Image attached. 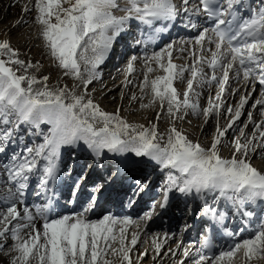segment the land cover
<instances>
[{"label": "snow or ice", "instance_id": "obj_1", "mask_svg": "<svg viewBox=\"0 0 264 264\" xmlns=\"http://www.w3.org/2000/svg\"><path fill=\"white\" fill-rule=\"evenodd\" d=\"M17 6L21 15L0 34V264H264V168L254 164L264 161V0H13L8 8ZM173 29L188 35L173 39ZM121 42L142 55L126 57L120 103L108 111L95 84L101 96L111 91L101 66ZM34 47L57 72L51 83L28 58ZM180 53L186 62L177 64ZM138 61L143 79L134 83ZM137 101L154 112L147 123L128 117ZM189 115L201 131L213 121L205 142L179 126ZM66 157L105 169L102 182L82 192L88 169L73 177ZM126 174L132 184L111 201L120 212L98 214L113 177ZM154 176L160 200L124 214L125 199L136 205ZM176 194L189 216L197 205L195 242L179 238L187 222L179 237L149 230Z\"/></svg>", "mask_w": 264, "mask_h": 264}, {"label": "bare ground", "instance_id": "obj_2", "mask_svg": "<svg viewBox=\"0 0 264 264\" xmlns=\"http://www.w3.org/2000/svg\"><path fill=\"white\" fill-rule=\"evenodd\" d=\"M12 2H13V0H0V30H1L0 34L3 33V31H4V29H5L7 24H10L14 19H16L18 16L21 15L19 6L14 7V8H8V5L10 3H12ZM6 9H7V18H6V12H5ZM26 18L30 19V16H26ZM114 50H115V48H114ZM27 55H28V58L33 60V62H35L36 60H40L41 63L44 64V68L41 69V74L51 73L50 83L56 79V76H57L56 70L54 68L50 67L48 62H47V60L42 57L41 49L39 47H34L33 50L31 52H29ZM176 55L177 54L174 53V56H176ZM178 55L181 58L176 59L175 62L177 64H181L183 62L185 63L186 61L183 60L182 57L185 56L186 53H180ZM122 60H123V63L121 65V67L114 68V69H116L115 73H114V76L109 77V79L106 81L105 85H107L108 89H111V91L110 92H106L104 94V96H101L100 95V91H99L101 87H99L100 85L96 86L97 92L95 93V96L99 100L101 106L105 110H108V111H114L115 108L117 107V105L120 103V99H119L120 93L117 95L116 92L118 90H120L119 86L121 85L122 81L125 78L124 77V71H123L124 67H125V64H126V55L125 54H122ZM187 62H190V61H187ZM142 69H143V65H142L141 62L138 61L137 64H136V70L133 73V76L130 77V78H134V83H138L140 81V77L143 79ZM138 72H140V76H139L138 79H136L137 78L136 76L138 75ZM54 73H56V74H54ZM119 75H122V77H119ZM117 76L119 78H117ZM66 82L71 83L70 81H66ZM177 82H179V81H177ZM177 82H175V84ZM114 84L116 85V87L113 86ZM129 91H136L137 95H139V89L138 88H133L132 85H129L128 89H125L126 93L129 92ZM179 91L182 92L183 90L179 89ZM205 93H206V90H205ZM255 94H257V93H253V95H255ZM203 96L204 95L201 96V105L202 106H203V103H202ZM113 97L116 98L115 99L116 101L112 99ZM144 103H147V98L145 99ZM124 107L125 108L129 107V105L127 104L126 100L124 102ZM130 107H131L132 110H134V111H130L129 113H127L130 120H135V121H138V122H141V123H147V118L154 116V112L152 110H143V111L139 110V101L135 102ZM135 111L137 112V114L134 113L136 115L133 114V112H135ZM122 114H125V113L122 112ZM137 116H139V117H137ZM190 117L193 119L192 120L193 123L198 120L197 117H193L192 115H189V118ZM254 117L257 118L256 113L254 114ZM223 119H224L223 116H221V120H220L221 124H223L222 123ZM200 124H201V121H199V123L197 124V128H188V130L186 132L190 135V138L192 136H195V134L196 135L197 134L203 135L202 136L203 139H202L201 142H205L208 139V136H209L207 134V132L209 131V126L211 125V121H209V124L204 125L203 131L200 130V127H199ZM164 126H165V124H164V121L162 120L160 122V127L163 128ZM249 126H250V124H249ZM249 126H248V128L245 129L246 132H248L250 130ZM237 128L238 127L234 126L233 129L229 130V132L227 133L228 140H230L231 134L232 135L233 134L234 135H238V132L236 131ZM224 152L226 153V155L230 154L229 153V147L227 146V141H225ZM262 162H263V166H264V161H262ZM65 163L72 165L71 174H72L73 177L77 173L80 172L81 168H83L84 165H87V169H88L89 175H88V178L86 180V183L88 185L93 183V181H94L93 179H97V177L102 178L104 176V174H105V169H98V168H95V166L88 167V165L92 164V161L90 159L81 158V159L73 160L71 157H66ZM255 166L261 167L258 164H255ZM106 168H107V174L112 173L113 169H112L110 164L107 165ZM262 168H264V167H262ZM113 181H114V183H113L112 187L109 190V199H108L109 201H113L115 196H118L123 189H127L132 184V179H131V175L130 174L123 175L119 179L116 178V177H113ZM67 182H69V180ZM158 182H159V179L154 176L153 177V183L150 186V188L148 189L149 190L148 191V195L149 196L153 193V190H155L156 185H157ZM86 187H87V185H83L82 184V188H83L82 191H84L86 189ZM158 197L159 196H157L155 198L156 200L154 199L152 202L159 201ZM151 199H152V197L150 198V200ZM185 206L186 205H185V202L183 201V199L179 198V195L176 194V196H175V198L173 200V203H172V210L174 211V216L171 219L173 224L176 226V228H179V224L181 223V220L179 221V215L184 213V211L186 210ZM163 218H167V216H165ZM177 218H178V220H177ZM166 222L167 221H165L164 223H166ZM155 227L156 226H152V227H150V229L155 228ZM167 230L172 232V229H167ZM193 249H195V248H193ZM144 264H147V261H145Z\"/></svg>", "mask_w": 264, "mask_h": 264}, {"label": "rangeland", "instance_id": "obj_3", "mask_svg": "<svg viewBox=\"0 0 264 264\" xmlns=\"http://www.w3.org/2000/svg\"><path fill=\"white\" fill-rule=\"evenodd\" d=\"M1 31V30H0ZM184 63V62H183ZM207 71V70H206ZM57 73V72H56ZM56 73H54V74H56ZM139 76H140V72H138V75L136 76L137 78L136 79H138L139 78ZM119 77H122V75H119ZM118 76H117V78H119ZM105 79V78H104ZM104 79H102V82H103V84L105 83V80ZM114 79V78H113ZM142 78L140 77V80H141ZM175 82H177V81H175ZM175 82H174V84H175ZM179 82H177L174 86L175 87H177V89L179 90H183L184 89V87H185V85L184 84H178ZM100 85V86H99ZM105 85V84H104ZM182 85H184V86H182ZM96 86H99V87H102V85L101 84H96L95 85V87ZM120 93V90H118L117 92H116V94L118 95ZM213 93H214V90H213ZM115 94V95H116ZM205 96H206V94H205ZM205 96H203V105L206 103V99H205ZM146 99V98H145ZM116 101V100H115ZM145 101V100H144ZM143 101V102H144ZM250 103H251V101H250ZM134 113H136L137 114V112L135 111V112H133V114ZM136 114H134V115H136ZM255 114V113H254ZM221 116H223V115H221ZM256 116H257V114H256ZM137 117H139V116H137ZM193 117H195V116H193ZM255 118V117H254ZM257 118H258V116H257ZM187 119V120H186ZM245 119V117H243L242 116V118H241V120H244ZM192 118L190 117L189 118V116H187L186 118H185V121L183 122V123H180V127H184V129H185V131H187L188 130V128H197V124L199 123V121H201V119H198L197 121H195L194 123L192 122ZM188 121H190L191 123H189ZM211 121V120H210ZM225 121H224V119H223V122L222 123H224ZM212 123H213V121H211V125H212ZM211 125L209 126V131L207 132V134L209 135L210 134V132L213 130L212 129V127H211ZM249 133L251 132V130H252V126L250 125L249 126ZM237 132H238V134H239V128H237V130H236ZM237 134V133H236ZM203 135H200V134H195V136H192L191 138H193V139H196V138H199L201 141H202V139H203V137H202ZM233 136H234V134L232 135L231 134V137H230V140L233 138ZM221 154L222 155H226V153L224 152V147L222 148V150H221ZM254 163L255 164H258V165H260L261 167H264L263 166V162L261 161V160H259V159H255L254 158ZM260 163V164H259ZM152 232H159V229H153V230H151ZM160 231H163V230H160ZM171 243V242H170Z\"/></svg>", "mask_w": 264, "mask_h": 264}]
</instances>
